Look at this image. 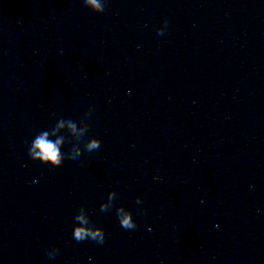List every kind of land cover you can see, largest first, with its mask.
Returning a JSON list of instances; mask_svg holds the SVG:
<instances>
[{"label":"water","instance_id":"1","mask_svg":"<svg viewBox=\"0 0 264 264\" xmlns=\"http://www.w3.org/2000/svg\"><path fill=\"white\" fill-rule=\"evenodd\" d=\"M89 109L91 159H29ZM263 198L264 0H0V264H194ZM81 205L103 244L73 245Z\"/></svg>","mask_w":264,"mask_h":264},{"label":"clouds","instance_id":"2","mask_svg":"<svg viewBox=\"0 0 264 264\" xmlns=\"http://www.w3.org/2000/svg\"><path fill=\"white\" fill-rule=\"evenodd\" d=\"M109 0H82L83 6L94 13L103 14L106 11ZM168 20L163 21V26L156 28L158 35H164L167 31ZM91 109L83 114V117L64 119L60 118L56 124L47 129L37 132L34 135L29 147V159L43 166H50L53 169L60 168L65 160L75 162L77 165L81 163V156L86 155L87 159H91L99 149L102 141L99 138H89L88 132L91 127ZM69 145L67 152L62 149ZM117 192L115 190L108 193L107 200L100 204L101 212H108L116 207V216L120 226L125 230H135L137 223L133 219V213L123 205L115 206ZM136 203H142L140 197H136ZM142 210L137 209V214H141ZM76 223L73 226V245L92 240L97 244L105 242V231L98 227L91 220L90 215L84 205H81L74 217ZM58 249L55 245L50 246L47 252L48 259L55 261Z\"/></svg>","mask_w":264,"mask_h":264}]
</instances>
